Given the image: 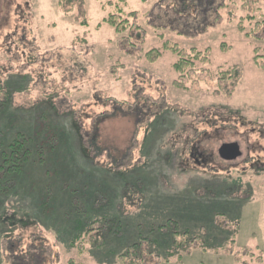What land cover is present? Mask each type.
<instances>
[{
  "label": "rangeland",
  "instance_id": "374dc122",
  "mask_svg": "<svg viewBox=\"0 0 264 264\" xmlns=\"http://www.w3.org/2000/svg\"><path fill=\"white\" fill-rule=\"evenodd\" d=\"M158 1L0 0V143L29 157L0 186V264H128L138 239L146 264H264V0H224L194 37L153 28Z\"/></svg>",
  "mask_w": 264,
  "mask_h": 264
},
{
  "label": "trees",
  "instance_id": "16d2710c",
  "mask_svg": "<svg viewBox=\"0 0 264 264\" xmlns=\"http://www.w3.org/2000/svg\"><path fill=\"white\" fill-rule=\"evenodd\" d=\"M223 9L224 0H159L158 4L150 11L149 19L154 26L153 28L155 29L168 30L174 32L178 36L194 37L199 34H203L217 26L221 22V11ZM110 18L107 23L110 26L114 27L116 32H122L126 30V25H124L125 23H121L119 25V23H116L113 17L112 19ZM167 46V43L163 44V47L166 49H168ZM171 49L174 53H177L179 58L183 55L180 51H177V48L171 47ZM147 56L149 57V60L153 61L160 56V52L158 50H151L149 51ZM199 57V54H194V58ZM188 66H192V63H189V61L180 58L179 61L173 65V68L177 73H180L184 68ZM1 93H4L5 95L4 99L1 102L2 108L0 109V113L2 114L3 112L5 113L8 110V107L10 106L9 100L11 94L13 93L10 90L8 83L0 86V94ZM153 116L156 117L157 113ZM73 123L74 126H78L76 122ZM79 130L81 131V129ZM76 134L78 139L80 140V150L86 152L85 159L87 160V162H89L90 164H94V162H100L99 159L96 160V157H93L94 149L96 151V154L98 155L104 153V151H107L109 148H103L102 145L105 144L100 141L98 131H93L94 137L90 141V146L92 145L93 148L89 149L85 147L83 137L79 133ZM25 142L27 143V141L23 138V134L18 133L14 136V139L10 141L8 140L5 143H0V186L2 185V181H5V184L7 185L12 186V184H15L18 178L21 177V174L24 173V165L27 161H29ZM51 147L52 146H48L47 150ZM101 163L103 164V167H105V172H111V170L109 171L110 166L108 167L105 166L106 164H104L103 162ZM125 173H127V171ZM54 174L58 178V172L54 171L52 175V179L56 181ZM117 174H123L121 168L119 171H117ZM52 198H59V194H53ZM22 224H24L23 229H26L30 226H34L35 223H31L30 221L25 220L22 221ZM77 238L78 236H75L73 238L72 244ZM139 240L140 239H138L133 245L128 247L127 251L124 253V260H127L128 264H146L143 259L145 252L142 249ZM35 241H39L40 243L35 248H28L30 261L33 260L32 257L35 255L37 250L39 252L43 250L42 240L40 238H35L33 242ZM48 253L53 254L54 252L51 248H49ZM167 253L168 256H173L175 254L174 247L172 248L171 252ZM22 258H24V256H22ZM33 264L35 263L33 262Z\"/></svg>",
  "mask_w": 264,
  "mask_h": 264
},
{
  "label": "water",
  "instance_id": "95a60500",
  "mask_svg": "<svg viewBox=\"0 0 264 264\" xmlns=\"http://www.w3.org/2000/svg\"><path fill=\"white\" fill-rule=\"evenodd\" d=\"M217 154L223 161H233L241 156V151L236 143H229L221 145Z\"/></svg>",
  "mask_w": 264,
  "mask_h": 264
},
{
  "label": "flooded vegetation",
  "instance_id": "af4514ba",
  "mask_svg": "<svg viewBox=\"0 0 264 264\" xmlns=\"http://www.w3.org/2000/svg\"><path fill=\"white\" fill-rule=\"evenodd\" d=\"M190 154V156L194 159V160H198L197 159V156H196V153L194 152V153H189ZM196 162V165H198L199 164V161H195ZM202 166V165H201Z\"/></svg>",
  "mask_w": 264,
  "mask_h": 264
}]
</instances>
